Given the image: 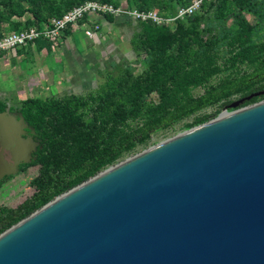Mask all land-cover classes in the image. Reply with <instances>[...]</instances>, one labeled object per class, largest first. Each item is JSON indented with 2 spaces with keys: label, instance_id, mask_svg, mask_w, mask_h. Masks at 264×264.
<instances>
[{
  "label": "water",
  "instance_id": "1",
  "mask_svg": "<svg viewBox=\"0 0 264 264\" xmlns=\"http://www.w3.org/2000/svg\"><path fill=\"white\" fill-rule=\"evenodd\" d=\"M262 94L20 221L0 235V264H264V100L240 107ZM8 110L0 182L32 162L4 157L31 156L30 141L7 128Z\"/></svg>",
  "mask_w": 264,
  "mask_h": 264
},
{
  "label": "trees",
  "instance_id": "2",
  "mask_svg": "<svg viewBox=\"0 0 264 264\" xmlns=\"http://www.w3.org/2000/svg\"><path fill=\"white\" fill-rule=\"evenodd\" d=\"M86 1L115 6L125 2L130 9H156L167 17L193 2L0 0V38L48 26ZM136 22L139 32L131 41L135 60L112 63L96 90L21 102L23 116L45 134L46 144L38 160L24 168L39 167L30 182L33 195L15 209L0 208V235L57 197L137 155L149 147L154 134L190 118L185 130L207 123L234 103L233 98L246 99L264 88V0H204L194 15L169 27ZM36 43L49 49L52 45L46 39ZM198 89L204 92L197 95ZM152 94L158 102H149ZM263 100V94L254 96L240 107ZM215 105H220L215 113L197 115ZM6 107L0 100V112Z\"/></svg>",
  "mask_w": 264,
  "mask_h": 264
},
{
  "label": "crops",
  "instance_id": "3",
  "mask_svg": "<svg viewBox=\"0 0 264 264\" xmlns=\"http://www.w3.org/2000/svg\"><path fill=\"white\" fill-rule=\"evenodd\" d=\"M93 24L100 25V30L90 39L84 31ZM138 32V23L128 17L94 16L67 30L58 44L51 45L50 49L35 43L14 52L1 54L0 72H10L14 80H21L25 88L38 85L42 79L51 81L52 84L67 80L69 89L88 88L97 81L96 75L102 74L99 69L104 64L109 61L108 65L119 63L113 61V57L129 59L128 56H134L131 41ZM26 62H31L39 68L36 67L32 74H28ZM63 66L67 67V71L58 70V67L64 69ZM78 83H81V86Z\"/></svg>",
  "mask_w": 264,
  "mask_h": 264
},
{
  "label": "rangeland",
  "instance_id": "4",
  "mask_svg": "<svg viewBox=\"0 0 264 264\" xmlns=\"http://www.w3.org/2000/svg\"><path fill=\"white\" fill-rule=\"evenodd\" d=\"M123 5H126L124 2ZM248 19L255 24V20L253 17L249 16ZM125 59L122 57H113V61L116 62H124V61H132L135 60L134 56H128ZM111 60V59H110ZM53 61H51L52 63ZM133 62V61H132ZM54 63V62H53ZM110 63V61L108 62ZM108 63L104 64L100 70L102 72L101 75H96L98 78L97 81L93 85H89L88 88L85 87H78V89H69V82L67 80H63L61 82L53 83L51 81H48L46 79H42V81L39 82L38 85H35L32 88H25L23 87V83L21 80H14L13 75L10 74V72L2 70L0 72V92L6 93H0V100L1 101H8L12 103H20L26 99L29 98H40V99H46L49 97H63L70 94H87L91 91L96 90L103 82H104V76L107 70L110 69V65ZM55 65L57 63H54ZM26 65L28 67V74H32L35 71V68H39L37 65L36 67L30 62H26ZM64 69L61 67H58V70H66L67 67L63 66ZM141 68L139 67L137 70V73L141 72ZM55 70V67H54ZM40 78V77H39ZM97 82L99 84H97ZM81 86V83H78ZM203 89H198L195 93L201 94L203 93ZM4 97V98H2ZM8 97V98H6ZM240 96H237L232 99V102H235L239 100ZM149 102H158V97L155 94H152V96L149 99ZM220 108V105H215L212 107H209L201 112H199L197 115L200 114H213ZM229 112L232 110L229 109ZM225 113V108L222 110L220 115ZM219 115V116H220ZM218 116V117H219ZM193 118H190L180 124L175 125L173 128H171L169 131L166 132H158L153 135V140L149 147L146 149L140 151L139 153H142L145 150H148L162 142H165L183 132L186 130L184 129V124L186 122L192 121ZM138 153V154H139ZM39 173V167L33 166L29 168L28 170L23 169L18 175L13 176L10 180H6V182L1 183L0 186V208H9V209H15L19 207L25 200L30 198L35 190L30 186V182L38 175Z\"/></svg>",
  "mask_w": 264,
  "mask_h": 264
},
{
  "label": "built area",
  "instance_id": "5",
  "mask_svg": "<svg viewBox=\"0 0 264 264\" xmlns=\"http://www.w3.org/2000/svg\"><path fill=\"white\" fill-rule=\"evenodd\" d=\"M204 0H193L191 5L182 7L178 10L174 17H167L160 14L156 9L149 11H141L138 9H130L126 5L115 6L109 3H101L98 1H86L61 17L53 18L51 24L43 28H30L20 32H10L0 38V55L7 52H14L20 48L34 45L40 39H46L52 42L53 46L58 44L63 34L73 28L90 20L94 16L104 17H128L140 22H150L160 26H173L176 21L183 20L194 15L200 10ZM100 30V25L93 24L85 29V35L93 38Z\"/></svg>",
  "mask_w": 264,
  "mask_h": 264
},
{
  "label": "flooded vegetation",
  "instance_id": "6",
  "mask_svg": "<svg viewBox=\"0 0 264 264\" xmlns=\"http://www.w3.org/2000/svg\"><path fill=\"white\" fill-rule=\"evenodd\" d=\"M262 92H264V88L259 90L257 93H262ZM7 108H9V110L7 111V116L5 117L4 120L5 122H7L6 126L7 128H9L10 133L12 135H22L28 141H30V143L32 142L34 144L32 145L29 143L27 144L25 148V151L29 150L31 152V156L29 158H27L26 155L15 157L10 151L4 152V157L10 164H15L16 162H23L28 159L32 161L29 164H23V163L20 164L19 169L21 172L25 168V166L33 165L38 160V155L44 151L45 144H46L45 137H44L45 134L37 131L36 128L33 125H31L29 121L25 119V117L23 116V113L21 112V102L14 104L12 102L7 101V107L5 108L4 111H1L0 114L5 113ZM21 115L24 117L23 122L20 120ZM3 123H0V129L5 126ZM33 146L36 148V150L34 149ZM12 177L13 176L5 177L4 180L0 182V184L3 182H6V180H10Z\"/></svg>",
  "mask_w": 264,
  "mask_h": 264
}]
</instances>
